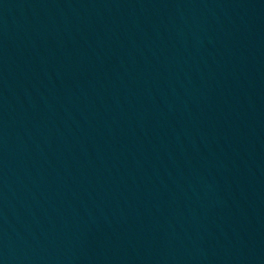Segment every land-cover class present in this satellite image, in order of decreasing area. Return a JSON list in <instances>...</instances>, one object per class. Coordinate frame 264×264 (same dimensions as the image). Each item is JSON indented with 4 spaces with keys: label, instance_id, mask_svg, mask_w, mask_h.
<instances>
[{
    "label": "water",
    "instance_id": "water-1",
    "mask_svg": "<svg viewBox=\"0 0 264 264\" xmlns=\"http://www.w3.org/2000/svg\"><path fill=\"white\" fill-rule=\"evenodd\" d=\"M0 264H264V0H0Z\"/></svg>",
    "mask_w": 264,
    "mask_h": 264
}]
</instances>
